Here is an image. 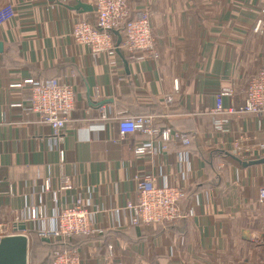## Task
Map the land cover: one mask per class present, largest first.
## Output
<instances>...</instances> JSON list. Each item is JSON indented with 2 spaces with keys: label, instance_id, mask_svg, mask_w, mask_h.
Segmentation results:
<instances>
[{
  "label": "crops",
  "instance_id": "1",
  "mask_svg": "<svg viewBox=\"0 0 264 264\" xmlns=\"http://www.w3.org/2000/svg\"><path fill=\"white\" fill-rule=\"evenodd\" d=\"M127 1L134 11H150L157 57L137 51L130 59L119 44L115 54H94L76 43L75 21L95 22V16L75 6L94 0H0V7L13 4L16 11L0 28V118L6 121L0 122V222L21 232L23 222L15 217L42 203L52 226L57 212L81 200L102 230L80 248L84 264H264V204L258 199L264 164L244 168L229 156H212L225 150L249 160L264 157V117L238 111L264 59V26L255 30L264 23V0ZM65 75L74 77L76 107L59 142L36 113L25 115L10 104L30 97L12 84ZM224 87L234 89L223 98L233 112L223 114L227 134H216L213 109ZM142 113L161 115L164 125L192 134L191 145L171 143L165 152L158 148L159 157L137 156L134 146L149 137L135 133L122 140L115 117ZM146 172L186 189L183 218L129 224L120 208L133 200L135 178ZM62 174L72 188L62 185ZM25 224L28 236L40 227Z\"/></svg>",
  "mask_w": 264,
  "mask_h": 264
},
{
  "label": "built area",
  "instance_id": "2",
  "mask_svg": "<svg viewBox=\"0 0 264 264\" xmlns=\"http://www.w3.org/2000/svg\"><path fill=\"white\" fill-rule=\"evenodd\" d=\"M92 7L95 22L79 17L73 24L72 34L76 43L88 45L94 54H115L121 46L127 50L130 59L135 58L137 51H147L151 56L157 57L156 36L151 28L148 9L134 11L127 0H94ZM15 16L13 4L0 7V28L13 20ZM263 26L264 23L260 20L255 30L261 32ZM114 31L121 34L120 46L115 42ZM12 86L28 90L30 97L26 102H13L10 107L21 110L25 115L36 113L37 122L50 126L53 137L61 142L68 124L74 122L72 114L76 107V89L73 75L57 79L31 77ZM234 93L233 88L224 87L216 95V106L213 109V113L218 115L215 120L216 134H227L229 131V120L223 114L233 111L224 107L223 98L232 96ZM94 94L96 97L99 96L98 87H94ZM168 101H170L169 98ZM103 111L105 114L104 107ZM238 111L264 117V59L251 76L245 89L244 102ZM115 118L118 121V132L122 140L135 133L149 137L148 141L136 143L134 146L137 156L149 154L159 157V150L167 151L171 143L182 146H189L191 143L187 135L164 125L161 122L162 116L158 114H120ZM0 122H6L5 117L0 118ZM242 140L243 136H240L234 143L233 147L236 151L241 150ZM60 154L63 156L64 152L61 150ZM185 154L188 156L189 152L186 151ZM240 159L249 160L243 154H240ZM60 180L63 186L72 188L66 175L62 174ZM45 189L48 190L49 187ZM134 193L133 200H127L125 206L120 208L127 211L131 226L169 224L184 217L180 202L186 194V189L178 185H170L166 181L158 182L156 174L152 172L136 176ZM258 199L264 204V187L259 190ZM120 209L117 212L121 211ZM52 218L53 225L50 226L43 213V204L39 203L30 206L25 215L15 217L14 220L16 223L24 224L31 221L38 222L40 227L36 232L43 239L50 241L80 233L99 234L102 231L95 226L92 213L87 204L81 200L60 210ZM40 222L44 224L42 227ZM16 234H27V229L17 232L9 229L6 223L0 222V242L5 236ZM107 249L112 255L113 247L108 246ZM53 264H84V262L80 249H72L55 251ZM115 264H122V262Z\"/></svg>",
  "mask_w": 264,
  "mask_h": 264
},
{
  "label": "trees",
  "instance_id": "3",
  "mask_svg": "<svg viewBox=\"0 0 264 264\" xmlns=\"http://www.w3.org/2000/svg\"><path fill=\"white\" fill-rule=\"evenodd\" d=\"M117 31L113 32L115 37L116 44H120L118 41L121 37V34L116 33ZM66 76V75H65ZM37 79H44V78H55L58 77H34ZM142 114H149V113H142ZM151 114V113H150ZM191 143L193 141L192 134L186 132ZM190 143V145H191ZM212 156L216 159H221L222 156H229L233 158V154L225 151V150H216L212 152ZM218 160V159H216ZM135 227V226H133ZM91 237L88 234H74L71 237L59 238L53 241H44L42 237L38 235L35 231H30L29 233V255L31 264H53L54 252L55 251H64V250H72V249H80L82 246L87 244L90 241Z\"/></svg>",
  "mask_w": 264,
  "mask_h": 264
},
{
  "label": "water",
  "instance_id": "4",
  "mask_svg": "<svg viewBox=\"0 0 264 264\" xmlns=\"http://www.w3.org/2000/svg\"><path fill=\"white\" fill-rule=\"evenodd\" d=\"M75 9H82V11H91V5L79 2ZM118 33V32H116ZM121 42V39L118 41ZM3 52V42H0V53ZM244 168L264 164V157L252 160H241L233 156ZM26 224L19 226L20 230L26 229ZM49 242V239H43ZM29 256V236L27 234H16L5 236L0 242V264H28Z\"/></svg>",
  "mask_w": 264,
  "mask_h": 264
},
{
  "label": "rangeland",
  "instance_id": "5",
  "mask_svg": "<svg viewBox=\"0 0 264 264\" xmlns=\"http://www.w3.org/2000/svg\"><path fill=\"white\" fill-rule=\"evenodd\" d=\"M82 247H83V246H82ZM82 247H81V248H82Z\"/></svg>",
  "mask_w": 264,
  "mask_h": 264
}]
</instances>
